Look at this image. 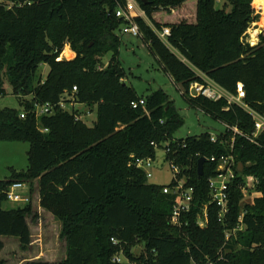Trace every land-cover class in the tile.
<instances>
[{"label":"trees","instance_id":"1","mask_svg":"<svg viewBox=\"0 0 264 264\" xmlns=\"http://www.w3.org/2000/svg\"><path fill=\"white\" fill-rule=\"evenodd\" d=\"M137 1L152 26L170 28L163 43L149 23L134 18L160 71L189 106L241 134L225 127L216 142L207 131L174 139L184 119L173 100L162 89L139 96L125 83L118 47L128 22L116 16L125 0H1L0 97L9 86L21 109L0 108V142L30 148L27 170L0 180V251L1 237L16 238L22 251L30 246L27 218L37 217L31 203L7 210L1 202L10 183L26 182L33 193L36 181L38 204L59 222L65 255L57 262L26 264H264V132L251 142L254 126L247 110L187 94L191 83L203 81L201 75L231 93L241 82L244 103L264 117V28L253 45L245 34L259 19L253 0H225L221 8L215 0ZM65 45L75 53L72 59H58ZM43 64L48 71L42 80ZM70 97L95 110L90 126L77 111L59 107ZM141 98L144 105L131 106ZM45 103L52 112L36 115L35 104ZM163 143L166 162L194 189L181 226L170 222L177 196L162 191L174 182L147 183L136 165L138 159L153 160ZM228 154L243 170L230 189L229 212L219 221L217 207L209 204L208 178L217 165L210 158ZM200 157L206 161L199 177ZM242 174L256 180L251 203L238 185ZM205 204L207 223L200 227L197 216ZM138 244L143 251L135 255ZM116 255L121 262L113 260ZM0 264H6L1 257Z\"/></svg>","mask_w":264,"mask_h":264},{"label":"rangeland","instance_id":"2","mask_svg":"<svg viewBox=\"0 0 264 264\" xmlns=\"http://www.w3.org/2000/svg\"><path fill=\"white\" fill-rule=\"evenodd\" d=\"M194 0H191V2ZM225 0H215V7L221 8ZM255 9L262 7V1L254 2ZM257 10V9H256ZM257 13V12H255ZM261 14V11L259 10ZM258 14V13H257ZM259 15V14H258ZM260 16V15H259ZM259 20V19H258ZM122 26L121 28H123ZM256 28L259 29L258 26ZM253 38L256 37L257 31L252 30ZM251 37V38H252ZM249 38V36L247 37ZM252 40V39H251ZM256 43L255 40L252 41ZM67 49V50H66ZM68 51V52H67ZM64 53V54H63ZM66 54V55H65ZM75 54V53H74ZM73 51L68 47H64L61 59H72ZM110 53L102 57V66L107 64ZM118 57L124 67L127 75L124 78L125 83L132 86L139 96H146L152 91L162 89L168 97L173 100L174 106L183 116L182 126L174 133V139H181L198 135L203 131L210 134H216L224 130V125L204 113L200 109L193 108L188 105L181 93L171 81L170 77L160 71L159 65L155 58L149 53L145 44L140 37H133L128 34H121V41L118 47ZM48 66L43 64L38 70V77L42 80L45 78ZM8 93L0 97V108H11L20 110L18 99L10 93V87H7ZM69 107V104H67ZM77 117L91 125L95 120V110L85 105H75L73 108ZM155 148V158L151 161V165L147 167V171L151 174L146 181L150 184L169 185L173 172L169 164L165 160L164 146ZM30 148L29 143L23 142H0V180L9 179L13 171H26L29 165L27 152ZM244 182H249V189L244 197L246 203H251L255 195L254 184L251 185V176L242 174ZM253 183V182H252ZM33 195L31 206L33 212L37 213V217L27 218V223L31 227L30 247L26 251H21L14 243L13 237H2L4 247L1 250V256L6 258V264H14L22 260H31L40 258L41 260L59 261L65 254V242L59 237V222L47 212L38 213L37 199V183L33 182ZM24 204L11 202L6 199L2 200L1 207L3 209H16L23 207ZM201 219V218H200ZM16 240V239H15ZM135 255H139L143 251V246L138 244L132 248Z\"/></svg>","mask_w":264,"mask_h":264},{"label":"built area","instance_id":"3","mask_svg":"<svg viewBox=\"0 0 264 264\" xmlns=\"http://www.w3.org/2000/svg\"><path fill=\"white\" fill-rule=\"evenodd\" d=\"M256 9L255 12L259 14L260 9L258 7ZM116 16L122 17L124 20L128 22L127 25H124V27L122 28L121 33L128 34L133 37H140L141 34L137 23L134 21L135 17H140L143 20H145L147 23H149L146 18L144 10L141 9L139 2L137 0H125L124 7L117 9ZM149 25L151 26L157 38L161 40L163 43H167V36L170 34V28L162 27L160 29H157L154 26H152L150 23ZM252 30H255V32L257 31L256 32L257 35L261 31L258 30V28H256V23H252L250 27L247 29L245 34L249 36L247 40L251 45H253V42L251 41L252 39L251 37L253 36ZM64 47H68V45H65ZM61 57H62V53L60 54L58 59H61ZM201 77L203 78L202 79L203 81H195L189 85L187 94L191 97L204 96L205 98L212 101L224 100L227 103V105L235 104L247 110L253 119V126H254L253 136L251 138L248 137V139L251 142H254V139L257 137V135L264 132V117L259 113L251 110L244 103L243 100L245 97V93H244L243 84L241 82L236 83L235 93H231L225 90L224 88H222L221 86H219L213 80L207 78L206 76L201 75ZM75 90L76 87L74 86L72 88V91ZM67 104H69V107L67 106ZM75 105H83V104H79L75 102V100L72 97H70L68 102L65 101L59 102V107L69 112L73 111ZM137 105H144V99L141 98L138 101L131 102L132 107L135 108L137 107ZM52 109L53 106L50 105L49 103H45L42 105L35 104L36 115L49 114L52 112ZM20 117L22 118L24 117L23 112L20 114ZM223 125L224 127L230 129L233 133L241 134V132L238 131L236 127H230L226 124ZM210 140L212 142H216L218 140V136L216 134H210ZM210 160L217 161V165H216V173L208 178V187L210 190L209 204H214L217 207L218 220L221 221L223 217L229 212L228 202L231 196L230 189L233 187L234 184H236L234 183V181L237 178L238 164L236 163L235 158L232 154L221 156L219 159H216L215 157H211ZM151 161H152L151 158L138 159L136 161V165L145 171L146 177L151 176V174L147 171V167L151 165ZM169 166L173 172L172 181L174 182V184L172 186H164L162 188V191L164 193H170L177 196V203L170 215V222L172 225L181 226L183 224L181 221L182 214L188 212L191 208L193 202L194 189L192 186H187L185 184L186 183L185 178H178V170L176 167L171 165ZM250 181L252 186L253 184L255 185L256 180L253 177L251 178ZM238 185L244 199V197H246V193L249 189L248 187L250 183L243 182V183H239ZM4 193L6 200L11 202H18L22 204H28L32 202L33 194L30 192V187L26 182H19V181L12 182L7 186ZM207 206L208 204H205L202 208L201 213L197 216V222L200 227H204L207 223ZM242 216L243 213H240L238 217L239 222L242 221ZM234 231L235 229H233L231 232ZM226 238H228V235H226ZM111 241L114 243L116 242L113 239H111ZM113 260L115 262H121L122 258L116 255L114 256Z\"/></svg>","mask_w":264,"mask_h":264},{"label":"crops","instance_id":"4","mask_svg":"<svg viewBox=\"0 0 264 264\" xmlns=\"http://www.w3.org/2000/svg\"><path fill=\"white\" fill-rule=\"evenodd\" d=\"M254 7H255V6H254ZM259 15H260V16H259V20H258V22H256V26L259 27L258 30H262V29L264 28V25L261 26V22H262V18H263V17H262V11H261V14L259 13ZM253 40H255V41L257 42L258 38H257V37H254V38L252 37V40H251V41H253ZM73 55H75L74 52H73ZM37 199H38V193H37ZM42 211H43V212H47L46 210H44V209H42L40 206H38V213L40 214ZM47 213L50 214L49 212H47ZM50 215H51V214H50ZM59 227H60V226H59ZM29 229H30V232H31L32 230H31V227H30V226H29ZM59 231H60V230H59ZM13 238H14V237H13ZM15 239H16V238H15ZM15 239H13L14 243L16 244L17 248H20V247H19V242H18V240H17V239L15 240ZM1 240H2V242H3V247H4L5 244H4V241H3L2 237H1ZM29 247H30V246H29ZM29 247H28V249H29ZM2 249H3V248H2ZM28 249H27V250H28ZM20 250H21V249H20ZM21 251H22V250H21ZM64 255H65V254H64ZM0 257L6 261V258H3V257L1 256V251H0ZM63 257H64V256H63ZM63 257H62V258H63ZM62 258H61V259H62ZM61 259H60V260H61ZM33 260H41V259H40V258H36V259H31V260H30V259H29V260L26 259V260H22V261L20 260V261L14 263V264H26V262H28V261H33ZM60 260H59V261H60ZM41 261L57 262V261H53V260H41Z\"/></svg>","mask_w":264,"mask_h":264},{"label":"water","instance_id":"5","mask_svg":"<svg viewBox=\"0 0 264 264\" xmlns=\"http://www.w3.org/2000/svg\"><path fill=\"white\" fill-rule=\"evenodd\" d=\"M142 4H147V0H139ZM262 31V30H261ZM260 31V32H261ZM206 159L204 157H200L197 161V166H196V170H197V175L200 177L203 173V164L205 163ZM237 170L239 172H241L243 170V164L242 163H238L237 165Z\"/></svg>","mask_w":264,"mask_h":264},{"label":"bare ground","instance_id":"6","mask_svg":"<svg viewBox=\"0 0 264 264\" xmlns=\"http://www.w3.org/2000/svg\"><path fill=\"white\" fill-rule=\"evenodd\" d=\"M258 1H262V4H264V0H256V2ZM255 2V1H254ZM259 8V7H258ZM261 11H262V22H261V26L264 25V6H263V10H262V7L259 8ZM67 50V49H66ZM68 52V51H67ZM64 54V53H63ZM66 55V54H65Z\"/></svg>","mask_w":264,"mask_h":264}]
</instances>
